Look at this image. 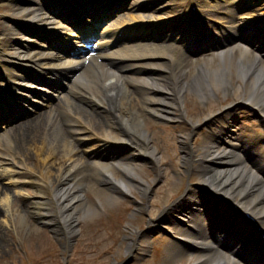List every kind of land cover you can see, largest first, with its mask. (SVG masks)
<instances>
[{
	"label": "bare ground",
	"instance_id": "bare-ground-1",
	"mask_svg": "<svg viewBox=\"0 0 264 264\" xmlns=\"http://www.w3.org/2000/svg\"><path fill=\"white\" fill-rule=\"evenodd\" d=\"M139 1L144 2L142 4L143 7L154 4V0ZM4 2V5L9 6V9L5 12L15 15L24 23L33 21L49 26L53 25L54 21L49 15L45 14L38 0H0V4ZM133 21L138 20L133 19ZM22 45L16 50L9 51L10 54H13L18 59L20 65H22L21 67H26L24 65H27V67L39 66L44 68L42 65H47L45 60L48 61L46 58L50 56L48 53L28 50L24 42H22ZM161 52L162 50L158 53H148L152 56V60L150 62L147 61L145 65L159 66L162 69L158 71L167 70L169 73L170 64L167 61L165 62L161 59L159 63L154 62L157 56L162 57ZM263 56L264 44H258L254 52L247 51L244 45H237L232 49H222L212 57L200 60L194 59L190 61V64L184 66L180 65L182 59L180 57L171 71V76L177 70L179 71L176 74L177 77L175 76L179 80H177L176 92L172 88L170 75H162L157 72L144 74L139 71L138 73L142 75L132 81L128 77L119 75L106 68L100 67V75L94 72L92 68L84 69L79 78L84 89L83 93H87L83 98L87 100L85 102H88V108L76 100H68L66 102V106L69 107L68 110L82 114L86 121L92 123L95 127L101 124L100 118H103L102 121L106 128L104 129V138L116 141L126 139L133 146L132 151L136 153H119L118 150H114L110 152L111 158L109 160L106 159L95 165L91 164L92 166H88L82 155L73 146V143L77 141L78 145L82 146L83 154L87 150L92 149L89 147L90 142L85 145L86 139L91 136H86L85 128L70 117H64L59 122V118L56 115L47 114L44 117L37 115V117L23 123V126L25 129L27 126H29V129H35L37 124L48 125L46 139L43 140L41 133L39 142L32 144L31 140L30 143L26 144L25 148L23 147L24 143H22L19 145V150L22 157L25 158V165L34 156L37 163L35 168L39 170V175L42 178L45 176L50 178L58 185L55 190V197L58 198L60 203L61 220L64 224V229H60L53 217L51 208L48 207L45 201L41 200V196L44 194L42 183L38 181L37 183L31 182L30 176L28 177L27 172L22 169L24 168L22 162L18 161L17 158L15 159V154L12 156L7 153L10 144H12L11 142L15 140L13 133L10 134L8 132H6L7 136L3 141L5 144L0 145V164L4 165L0 172V178L3 176L6 180L4 183H0V204L2 208L9 214V210L16 203L12 202L14 198L11 199L9 194L13 193L16 195L25 183H32L40 194L39 198L30 202L32 204L30 210H26L24 206L22 208L14 207L12 209L13 216L19 217V222L26 230H35L38 224L41 225L43 223L54 234L62 236L63 233V235L69 236L76 232L75 223L78 221L80 213L86 217L97 214L94 204L83 201L81 193H77L84 181L92 183L88 189L95 192L97 199L105 204L116 201L117 198L122 197L131 188L138 189L143 195L149 184L143 178L138 179L142 171L141 167L150 162V160L157 158L154 147L148 144V136L150 137V134L144 124L149 125L148 121L152 122L153 120L163 121L179 118L181 113L179 115L177 113L179 111L177 99L179 98L180 101L182 95L195 96L202 101L210 96H215V93L223 92V94H233L236 100H240V98L247 100L248 103L263 110ZM143 57H146V53H144ZM183 67L184 71H182ZM15 79L18 83L23 80L20 75ZM135 100H140L142 107H139ZM235 102L229 103L226 110L222 112L228 115L231 109L230 105L234 107ZM87 109H91V111ZM101 126L99 125L98 127ZM115 126L118 129L113 132ZM189 134L190 132H187L179 136L181 149H186L184 155L182 154L183 161L186 160L185 157L188 158L186 140ZM32 138L35 137L33 136ZM204 143V156L208 157L207 159L212 162L207 164L199 163L197 165L201 183L206 184L214 193H222L225 196L236 199L243 208L251 210L257 215H264V179L260 172L254 171L253 167L247 162L240 160L237 153H233L231 149L221 146L220 142L212 136H207ZM103 147L107 148V150L115 149V146L109 143ZM104 153L103 155H105ZM230 154H234V157L229 156ZM146 155L149 160L144 158ZM138 209L139 206L136 205L133 211L136 212ZM25 211L30 214L29 218L23 216ZM192 216L198 221L201 219L202 214L195 213ZM0 221L1 223H7L5 217H2ZM4 228L6 229V227ZM205 234L206 230L200 228L199 235L194 237L204 238ZM182 235L190 236V233L185 231ZM131 244V240L128 239L127 249ZM169 245L173 252L169 260L180 257L182 253L180 251L185 250L174 242ZM186 255L190 256L191 262H199L197 264H238L230 258L228 259L219 249L192 250L188 251ZM200 256H205V260H198L197 257Z\"/></svg>",
	"mask_w": 264,
	"mask_h": 264
},
{
	"label": "rangeland",
	"instance_id": "rangeland-1",
	"mask_svg": "<svg viewBox=\"0 0 264 264\" xmlns=\"http://www.w3.org/2000/svg\"><path fill=\"white\" fill-rule=\"evenodd\" d=\"M3 9L4 8L1 7V10ZM148 124L149 126L146 124L147 127H149V130L151 128L152 131H155L156 135H154V138L158 140L160 139L156 136H161V134L162 136L168 135L172 127L176 128L177 131L174 133L173 142L175 143L174 151L179 152V157L175 160L170 159L167 153V148L169 146L168 140H164L167 141V145H163L162 142L164 149L162 152L159 151V153L168 161L165 164L166 166H164V176L157 182L153 194L156 201L160 203L168 202L179 195L183 188L185 173H183L182 170L179 145L177 143V136L180 132L177 128L180 129V126L183 125L180 122L171 123L169 121H159V125H157L154 120L152 122L148 121ZM152 125L155 126L152 127ZM147 166L146 164L143 165L141 174L148 182H151V178H153L154 175L152 170L148 169ZM184 167H186V165L183 164V168ZM86 184H88V182H86ZM85 188L83 186V189ZM83 193L86 199L91 201V194L87 191L85 193V190H83ZM21 194L27 195V197L36 195L34 190L30 189L29 186H24V189L21 190ZM31 197L32 196H30V198ZM140 197L141 193L137 189L131 188L129 193L127 192L124 196L107 206L108 210L112 213L111 216H114V218L116 217L114 232L108 231L107 228L108 223L110 224L112 221L110 219L111 217L107 219L106 224L102 221L106 217L97 218L98 215L90 218H81L77 225V233L71 238L70 253L68 254L69 259H66V264H112L114 258H121L127 245L124 236L129 235V231L125 226L126 222L132 226H136L143 225L145 221L141 209L133 213V209L135 208L134 202ZM26 201V210H28L31 207V204L29 205L30 199L28 198L26 200L19 197L15 198L14 202L16 203L14 207L22 208L23 202ZM155 211L157 212L158 210L155 209ZM29 215L27 211L23 213L24 217L29 218ZM2 217H5L7 224L1 223L0 221V264H64L65 254L53 241L55 236L50 228L38 224L35 230H26L19 222V217L15 216L14 220H9L5 216L4 211L0 208V220ZM4 227H6V229ZM149 239H154L159 245H164L167 240L161 232L152 233ZM110 242L113 246L117 247V250L114 252L111 251L112 253L106 251L103 255L99 253V251L104 250L106 248L105 245L110 244ZM140 264H146V259L141 261Z\"/></svg>",
	"mask_w": 264,
	"mask_h": 264
}]
</instances>
